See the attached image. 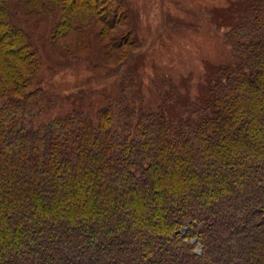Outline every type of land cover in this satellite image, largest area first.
I'll return each mask as SVG.
<instances>
[{"label": "trees", "instance_id": "trees-1", "mask_svg": "<svg viewBox=\"0 0 264 264\" xmlns=\"http://www.w3.org/2000/svg\"><path fill=\"white\" fill-rule=\"evenodd\" d=\"M124 7L0 0V264H264V0L213 11L232 58L195 95L190 77L166 78L146 102L125 74L95 115L76 98L35 122L44 61L26 18L51 16L76 63L90 49L71 31Z\"/></svg>", "mask_w": 264, "mask_h": 264}, {"label": "rangeland", "instance_id": "rangeland-1", "mask_svg": "<svg viewBox=\"0 0 264 264\" xmlns=\"http://www.w3.org/2000/svg\"><path fill=\"white\" fill-rule=\"evenodd\" d=\"M232 1L235 0H125L124 14L117 17L116 23L112 13L104 12L103 21H93L84 35L81 30L71 31L68 38L83 36L84 48L90 49H79L83 59L76 63L71 62L66 52L68 42L56 44L51 40L54 23L51 16L42 19L29 15L26 21L32 26L44 61L34 87L45 91L46 111L35 122L66 114L76 98L80 110L95 115L108 94L117 95L125 74L136 81L135 86L140 85L146 102L160 99L159 91L166 78L180 83L190 77L191 93L195 95L207 68L225 64L232 58L225 43L227 28H217L212 14ZM107 28L109 34L101 36ZM127 32L132 33V44L122 46ZM113 48L119 53L116 57L107 55ZM126 58L131 60L121 72L115 73ZM197 252H201V247Z\"/></svg>", "mask_w": 264, "mask_h": 264}]
</instances>
